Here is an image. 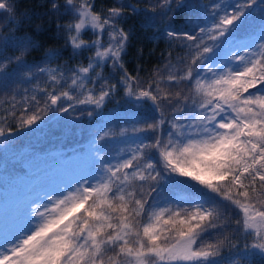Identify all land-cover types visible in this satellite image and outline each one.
<instances>
[{"label":"snow or ice","instance_id":"6c2138e0","mask_svg":"<svg viewBox=\"0 0 264 264\" xmlns=\"http://www.w3.org/2000/svg\"><path fill=\"white\" fill-rule=\"evenodd\" d=\"M116 3L119 6H110L105 13L94 11L92 0H79L78 4L65 0L72 19L57 27L64 28L74 55L92 50L87 64L67 69L71 73L67 77L60 65L38 66L24 74H47L54 87L67 80L70 83L58 93L48 91L42 105L32 96L35 110L21 112L17 127L34 126L50 112L68 114L74 106L68 103L61 107L62 100L94 106L88 115L99 120L92 140L97 167L95 175L82 176L54 195L45 193L43 203L31 202L26 225L9 231L0 221V264H106L105 253L111 250H115L114 255L108 257L107 264H121V258L125 264H215L210 258L223 259V249H228L226 264H254V257H264V17L250 44L233 46L228 37L244 22L256 0L213 3L212 11L203 14L210 25L200 26L199 17L189 18L196 34L174 29L164 21L168 37L188 42L185 57L178 61L184 64L187 58L186 70L167 61L163 66L167 76L154 69V79L144 87L124 67L131 31L119 23L125 17V7L131 13L140 10L125 6L122 0ZM183 6L181 0H159L148 8L158 10L164 18ZM58 8L52 0L51 10ZM0 10L12 14L15 8L9 0H0ZM85 31H90L93 39H84ZM34 46L30 37L21 38L19 55L0 62V75L6 77L9 62L23 64L24 55ZM57 54L50 50L46 56L50 60ZM109 62L123 70L120 82L133 103L152 102L157 114L153 123L141 126V117L134 111L123 116L102 111L117 85L109 84L99 72L92 73ZM89 80L93 85L99 80L104 83L95 92L86 84ZM185 81L190 84L186 93L180 90L173 95L161 87ZM164 101L169 107L173 103L177 106L167 113ZM118 120L125 126L116 132ZM11 132L10 127L6 133L0 125V136ZM146 132L152 139L139 135ZM129 134L134 139L127 158L109 157L105 142L129 138ZM165 192L167 206L156 208L157 197ZM138 193L141 198H137ZM211 194L239 210L236 225L252 237L251 244L240 247L233 243L235 232L231 236L218 234L213 242L201 244L209 230L227 226L220 221L218 204ZM170 200L190 207L174 210ZM145 213L147 222H142ZM131 236L136 237L134 244Z\"/></svg>","mask_w":264,"mask_h":264},{"label":"trees","instance_id":"16d2710c","mask_svg":"<svg viewBox=\"0 0 264 264\" xmlns=\"http://www.w3.org/2000/svg\"><path fill=\"white\" fill-rule=\"evenodd\" d=\"M14 5L15 11L12 14L6 11L0 12V62L19 55L20 49L18 41L28 36L33 41L34 47L23 57V64L18 62H9L7 64L6 77L0 75V125L4 126L7 133L8 128L12 129L10 134L0 136V188H7L27 178L29 174V165L34 161L46 159L51 153L57 150H66L71 152L74 150H82L87 141L93 138L94 132L99 124L96 115L89 116L88 112L94 110L91 105H77L75 101H60V106L65 107L68 103L73 104V109L68 114L49 113L36 125L27 128L17 127V118L21 112L31 114L35 110V101L31 98L36 96L41 105L44 103L47 92L53 94L66 89L70 80L64 81L57 86L48 80L47 74L34 76H25L30 71H35L38 66H47L55 68L61 66V72L65 77L71 73L67 69L74 68L78 64H87V57L92 54L91 49L80 51L73 54L70 45L66 43V33L63 27H57L58 23L63 25L72 19V15L65 6V0H56L59 8L55 11L51 10L52 0H9ZM94 11H103L106 13L110 6H119L116 0H92ZM183 7L176 9L168 17L162 18L157 12L149 10V5H156L159 0H122V3L133 5L140 11L131 13L125 7V17L119 21L125 30L131 31L128 41L126 54L123 56L124 67L129 74L136 76L140 80V86L144 87L150 78L154 79V69H161L160 75L167 76L168 72L163 68L167 61H171L181 71L186 70L185 58L184 64L179 63V58L185 57V45L188 43L182 38L168 37L164 28V21H168L172 28L177 30H187L190 34H196L193 31V25L189 23V18L195 20L200 18V26L210 25V20H204L203 14L212 11L211 5L217 4H235L237 0H181ZM79 3V0H76ZM175 8V2H174ZM264 17V0H256L255 7L249 9L247 18L231 35L242 37H254L257 35V29L260 21ZM12 23H8V19ZM153 21H155L153 23ZM86 40L93 39L90 31L83 33ZM105 42L107 37L104 36ZM50 50H55L58 54L50 60L46 54ZM99 72L103 77L107 78L109 84H116L115 91L106 98L105 104L102 106L104 113H118L121 116L128 112H136L141 117V126L144 123H153L157 114L153 111L151 101H141L138 105L133 103L131 98L124 94V86L120 82L123 70L113 68L111 63L102 67H97L92 75ZM103 80H99L95 85L86 81L89 87L95 92L100 90ZM155 87V85H153ZM162 89L171 92L173 95L176 91L183 90L185 93L190 84L185 81L181 84L161 85ZM14 98V99H13ZM79 98H83L80 96ZM165 112L170 113L172 108L177 105L173 103L170 107L164 101ZM14 113V115H13ZM4 121H7L5 124ZM124 125L123 121L115 122V131L119 132V128ZM168 126L164 125L166 129ZM143 137L152 139L150 132L141 133ZM120 137L106 141L104 147L109 156L113 151V146L119 141ZM153 151V157H156ZM22 182V181H21ZM20 182V183H21ZM147 184L145 189L147 190ZM202 189V186L200 187ZM20 189L27 192V186L21 183ZM207 191V190H203ZM167 195L165 192L162 196ZM218 204L220 213V221L226 223V227L218 230H209L201 240V244L213 242L219 235L225 233L235 236L232 238L233 243L243 247L245 243L251 244L252 237L245 236L242 231L238 230L236 220L241 214L235 206L228 201L220 203L222 198L211 194ZM4 197V195H3ZM161 197V196H160ZM160 197H157L159 200ZM139 196L138 193V197ZM5 199V198H4ZM149 203H152V197H149ZM119 203V201H116ZM181 205V206H179ZM206 207L208 205H205ZM179 208H188L189 204L180 202L177 206H173L175 210ZM146 214L142 215V220ZM220 221H217L219 224ZM136 237H129L130 243L134 244ZM115 250L107 251L104 259L107 264L108 257L114 255ZM224 258L228 257V249L222 250ZM218 260L220 258H210ZM121 264H125L124 258H121ZM254 264H264V257H254Z\"/></svg>","mask_w":264,"mask_h":264},{"label":"rangeland","instance_id":"374dc122","mask_svg":"<svg viewBox=\"0 0 264 264\" xmlns=\"http://www.w3.org/2000/svg\"><path fill=\"white\" fill-rule=\"evenodd\" d=\"M104 36L107 37V32L104 33ZM252 38L248 36L238 39L237 36L229 35L228 40L235 46L242 43L250 44ZM139 135L143 138L142 134ZM132 139H134L132 134H129V138H120L112 147L113 151L109 157L123 156V158H127V150L132 147ZM92 140L93 138L87 141L82 150L71 152L57 150L46 159L34 161L28 167V177L22 178V182L12 183L7 188H0V221L9 231H14L15 228L27 224L25 217L28 215L31 202L43 203L42 197L45 193L54 195L58 190L64 189L66 185L74 184L82 176L95 175L94 169L97 165ZM108 162L115 163V160ZM20 182L27 186V192L20 189ZM166 197L167 195L160 197L159 202L155 205L156 208L167 206L164 202ZM169 202L172 207L180 204L176 200ZM142 222H147V215ZM227 258L214 260L215 264H226Z\"/></svg>","mask_w":264,"mask_h":264},{"label":"water","instance_id":"95a60500","mask_svg":"<svg viewBox=\"0 0 264 264\" xmlns=\"http://www.w3.org/2000/svg\"><path fill=\"white\" fill-rule=\"evenodd\" d=\"M2 11H4V10H0V12H2Z\"/></svg>","mask_w":264,"mask_h":264}]
</instances>
